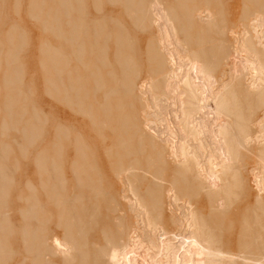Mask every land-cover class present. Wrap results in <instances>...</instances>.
Wrapping results in <instances>:
<instances>
[{
	"label": "bare ground",
	"instance_id": "6f19581e",
	"mask_svg": "<svg viewBox=\"0 0 264 264\" xmlns=\"http://www.w3.org/2000/svg\"><path fill=\"white\" fill-rule=\"evenodd\" d=\"M117 1L148 34L146 79L139 77L141 52L132 32L125 30L121 50L114 47L121 66L118 85L125 98H137L139 109L127 100L129 109H113L109 98L119 87H111L101 101L94 97L89 112L83 109L93 128L77 134L90 165H82L80 144L70 163L38 158L43 197L27 213L39 225L19 230L27 252L38 255L31 264H261L263 258L240 261L233 253H264V0H245L238 21L229 0ZM81 11L77 7L76 14ZM109 16L101 22L114 24ZM111 37L108 27L95 39L107 44ZM87 39L92 63L98 45L90 32ZM72 42L76 60H83L82 17L72 22ZM106 44L97 61L109 67ZM115 72L108 68L107 75ZM111 158L118 159L116 170L103 162ZM66 168L76 190H89L91 215L60 212ZM26 183L34 189L30 179ZM105 195L119 218L114 229L99 228L103 245L86 243L78 237L88 232L86 221L91 232L98 231L95 209ZM82 199L64 203L83 206ZM234 202L242 205L238 230L234 222L230 229L212 224L214 218L224 220V209ZM56 221L55 227H63L61 238L50 227Z\"/></svg>",
	"mask_w": 264,
	"mask_h": 264
},
{
	"label": "rangeland",
	"instance_id": "374dc122",
	"mask_svg": "<svg viewBox=\"0 0 264 264\" xmlns=\"http://www.w3.org/2000/svg\"><path fill=\"white\" fill-rule=\"evenodd\" d=\"M150 1L145 0V2ZM40 2L44 7H41ZM40 2L38 0L30 1L31 7L40 11V14L43 12L41 22L44 30L43 32L40 31L35 34L39 40L42 39L39 43L40 54L39 52L36 54L37 49H34V46L30 48L31 44L27 46V37H30V34L25 31L26 27L23 20H28V17L23 13L27 11L28 1L8 0L5 6V12L8 13L9 18H12V22L14 23L10 25L11 28H7L4 33L5 35L3 34V41L1 43L5 44V46H3V49H0V64L2 65L0 68H4L3 71L0 69V76L3 72L1 78L2 84L7 87L4 90L6 93L0 96V99H3L0 102L4 105V110L0 113V221H3L0 223V246H3V251H0V264H31L32 260L36 256L38 257L37 253L27 252L25 243L22 240L24 234L21 232L23 228H28L32 225L31 228H37L39 225L38 217L28 215L27 213V209L31 205L38 207L43 197L37 176L39 173L36 166V163H38L37 160L41 157L43 158V156H49L50 160L61 158L63 161L70 163L71 160L77 157L76 146L80 144L83 151L82 156L86 159L85 162H82V165H90L92 159L89 153H87L88 148L85 145V141L77 134L78 131L90 132V129L93 128L90 116L83 114V109L89 112L88 107L95 106L94 97L100 98L101 101V96L108 92L111 87H119L118 91L113 93L109 98L113 109L119 108L120 106H126V110L129 109L124 101H129V103L133 101L135 109H139L137 98L135 100L130 97L125 98L124 92L118 85L122 82L120 75L121 66H118L114 55L118 53V50H115L117 46L120 47L119 50L122 49V39L124 38L125 30L132 32V43H136L133 46L136 51L139 49L141 52V54L138 53V58L142 63L140 66L141 73L139 74L141 79H146L144 72L149 68L145 57L149 42L148 34L142 31L143 27L140 23L134 26L132 20L124 15L126 14L124 11L125 7L120 3L121 1L52 0V2H49L51 3L50 5H47V0ZM229 4L233 11L234 19L238 21L245 0H229ZM77 7L82 10L81 15L76 14ZM227 7L225 8L226 11L229 10V7L228 9ZM231 9L227 13H230ZM108 12L110 13L109 17L115 20L114 24L108 21L101 22L104 19L103 16L105 13ZM80 17L83 20L84 51L83 60L78 61L73 54L72 22ZM108 27L112 37L108 40L107 44L104 41L95 39L98 33ZM89 32L94 38L92 42L98 45V48L95 49V61L92 63L89 57V42L87 39ZM1 34L2 32H0ZM24 35L26 36V40ZM21 36L23 37L22 43ZM35 39L33 40L34 42L37 41ZM105 44L108 52L105 53L107 55L105 60L108 62L109 67H107L105 62V65H102L100 61H97V56L105 48ZM31 52L34 54L35 60L43 57L40 61V68L35 63L34 65L28 64V56ZM27 65H32L29 67H33L36 72L38 70L39 73H41V69L43 70L42 76L45 95L43 97H34L35 102L32 104L28 100L24 102L25 113H30V109H39L43 106L41 104L43 102L45 104L44 108L38 111L37 116L33 112L28 117H25L26 115H23L22 106L13 104L22 96L19 85L23 68L25 75L27 73ZM108 68L110 71L114 69L116 75H107ZM97 80L100 84L99 86ZM40 98L44 101L41 102ZM171 100L173 105L177 103L175 98ZM75 103H78L82 108L78 105L76 106ZM90 104H93V106ZM0 108L2 107L0 106ZM59 118L61 121L65 119L69 124H59ZM34 119L36 120L35 124L33 123ZM7 121H20L22 126L19 127V123H16V125L11 123L7 124ZM45 152L46 155H44ZM113 159L111 158L109 162L104 159L103 162L111 164L109 169L116 170L118 168L116 166L118 161L116 163L115 160L117 158ZM125 160L129 162L130 158L126 157L122 161L125 162ZM68 163H66L67 167ZM76 170L79 173V170ZM64 172H67L68 176L66 177V188L62 191V195L57 202L62 207L60 212L70 211L76 213L82 210L85 214L91 215L92 208L87 204L89 199L87 197L90 196L89 190H76L74 180L71 175L69 176L71 174L69 169L66 168ZM28 179L34 184V189L27 185L26 182ZM75 197H83L82 200H85L83 202L85 205L81 206V202L64 203L65 198L73 199ZM105 199L110 198L108 195H105L97 203L98 207L96 209L94 208L96 212L98 211L100 213L99 218H97V221L100 223L98 225L99 227L97 226L98 228H96L98 231L91 232L90 221H86L88 232L78 237L85 238L86 243L94 239L103 245L104 241H101L103 238L99 232V228L105 225L108 229H114V224L119 218L120 214L118 212H113L111 209H108V204ZM241 207L242 205L238 204V202H234L229 208L224 209L226 218L224 220L222 218V221L214 218L212 219L213 221L211 220L212 224L215 226L221 225L225 229H230V224L234 222L232 228L236 226L234 229L238 230V222L241 220L242 211L239 212L237 209L239 210ZM207 211L208 208H206ZM55 219L57 220L56 217L54 221ZM66 221L70 222L72 220L69 221V219H66ZM211 221L208 219V222ZM57 224L58 222L56 221L50 227L53 231L55 230V236L61 238L64 234L63 227H55ZM61 230L62 233L60 232ZM20 241L21 243L23 242L22 244H24L23 247L26 252L23 250ZM235 242L236 237L232 239V243ZM233 254L240 261L249 260L250 262L256 258L264 259V253ZM217 255L218 253H214V255L211 253V256L214 258H217ZM261 264H264V261Z\"/></svg>",
	"mask_w": 264,
	"mask_h": 264
},
{
	"label": "crops",
	"instance_id": "0c3cea01",
	"mask_svg": "<svg viewBox=\"0 0 264 264\" xmlns=\"http://www.w3.org/2000/svg\"><path fill=\"white\" fill-rule=\"evenodd\" d=\"M8 0H0V32H2V34L0 35V49L2 48L3 49V46H5V44L1 43L3 40V34L5 33V31L7 30V28L10 27V25H12L14 22H12V18H9V15L8 13L5 12V6H6V2ZM28 3H27V11L25 13H23L24 15H26L28 17V20L24 21L23 20V23L25 24V27H26V32L30 34V37H27V46L31 44L30 48L33 47L34 49L36 48L37 49V52L36 54H40V49H39V43L42 39H38V37L35 36V34H37L38 32L44 30V26L41 22V16L43 15V12H41L40 14V11H37L36 8H33L30 6V1H33V0H27ZM40 1H44V0H38V2ZM47 5H50L51 3L49 2H52V0H47ZM41 4V7H44V5H42V3L40 2ZM4 7V9H3ZM50 12V11H49ZM11 28V27H10ZM22 30V28H20ZM18 32V31H16ZM23 32V31H22ZM5 35V34H4ZM28 36V35H27ZM37 39L36 42H34L33 40ZM22 36H21V43H22ZM24 38L26 40V36L24 35ZM35 39V40H36ZM26 46V47H27ZM5 50V49H4ZM33 55V56H32ZM37 56V55H36ZM38 57V56H37ZM36 57V58H37ZM41 57V56H40ZM29 60H28V64H37L39 65V68H40V61L43 57L41 58H37L35 60L34 58V54H32V52L29 54L28 56ZM0 66H2L0 64ZM29 66H32V65H27V73L25 75V72H24V68H23V74L21 75V80H20V91H21V97L19 98L18 101H15L13 105H19V106H22V111H23V115L25 114L26 116L25 117H28L29 114L33 113L34 112V115L37 116V113L39 110H42L44 108V104L45 102L41 103L43 104L42 107H40L39 109L36 108V109H30V113H25L26 110L24 108V102H26L28 100L29 103H34L35 102V98L34 97H43L45 94H44V80H43V70L41 69V73H39V71L37 70V72L35 71V69L33 67H29ZM1 69V68H0ZM2 71L4 70V68L2 67L1 69ZM29 71V73H28ZM3 73V72H2ZM2 73H1V76H0V96L1 94L4 95L6 92H4V90L7 89L6 86H3L2 84ZM40 76V77H39ZM24 93V94H23ZM41 99V102L44 101L42 98ZM3 99H0V101H2ZM0 106L2 108H0V113L3 112L4 110V105L2 104V102H0ZM24 117V116H23ZM35 119L33 121V123L35 124ZM8 123H11V124H15L16 123H19V127L22 126V124L20 123V121H17V122H9L7 121V124Z\"/></svg>",
	"mask_w": 264,
	"mask_h": 264
}]
</instances>
